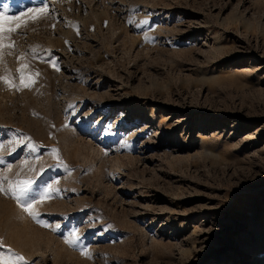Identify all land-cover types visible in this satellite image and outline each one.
Wrapping results in <instances>:
<instances>
[{
	"label": "rangeland",
	"instance_id": "obj_1",
	"mask_svg": "<svg viewBox=\"0 0 264 264\" xmlns=\"http://www.w3.org/2000/svg\"><path fill=\"white\" fill-rule=\"evenodd\" d=\"M45 3L0 0V186L38 214L0 191V264H260L264 0Z\"/></svg>",
	"mask_w": 264,
	"mask_h": 264
},
{
	"label": "snow or ice",
	"instance_id": "obj_2",
	"mask_svg": "<svg viewBox=\"0 0 264 264\" xmlns=\"http://www.w3.org/2000/svg\"><path fill=\"white\" fill-rule=\"evenodd\" d=\"M40 3L44 4V9L42 11V14H46L47 13V4L45 3V0H40ZM38 11H40L39 9H37ZM8 11L7 8L4 9L3 12H0V18L3 19H7L5 13ZM37 17H33V19H36ZM131 22V21H129ZM145 23L147 21H144ZM6 31L11 32L13 31V29L9 28ZM148 37L146 36L145 39H147ZM3 40V33H0V41ZM3 45L0 44V47H2ZM13 46L14 45H10ZM55 64V62H53ZM2 79V78H0ZM5 83H9L7 80H5ZM9 86H15L17 87V89L21 88V87H31V82L27 83V84H19V85H12L9 84ZM55 151V150H54ZM34 182L29 180V181H19L17 182L16 185H12L9 184V188L7 190H5L2 186H0V191H7L9 192L18 202V204H20L22 207L25 208V211H27L30 215H33L34 218H36L38 216V214L34 213L32 211L31 208V204L33 202V200L35 199V197H29V194L32 190V184ZM50 188V186H48ZM40 195L43 197L44 195H47V193L44 190H41ZM23 197H29V199L27 200H22ZM47 226V225H45ZM69 243H75L76 241L73 240H69Z\"/></svg>",
	"mask_w": 264,
	"mask_h": 264
},
{
	"label": "bare ground",
	"instance_id": "obj_3",
	"mask_svg": "<svg viewBox=\"0 0 264 264\" xmlns=\"http://www.w3.org/2000/svg\"><path fill=\"white\" fill-rule=\"evenodd\" d=\"M256 261H259L260 262V264H263L264 263V259L263 258H261V256H258L257 255V257H256V259H255Z\"/></svg>",
	"mask_w": 264,
	"mask_h": 264
}]
</instances>
